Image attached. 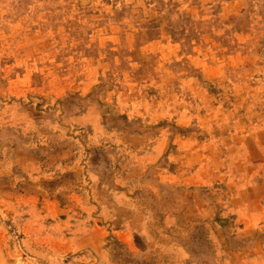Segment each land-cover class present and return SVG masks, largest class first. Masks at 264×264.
Returning <instances> with one entry per match:
<instances>
[{
	"label": "rangeland",
	"instance_id": "obj_1",
	"mask_svg": "<svg viewBox=\"0 0 264 264\" xmlns=\"http://www.w3.org/2000/svg\"><path fill=\"white\" fill-rule=\"evenodd\" d=\"M177 121L190 133L187 161L205 156L236 177L252 175L264 157V0H0V172L8 174L0 192L84 186L80 160L109 155L113 166L119 141L146 140L151 127ZM210 134L219 146L203 148ZM68 157L76 170L60 166ZM244 182L248 208L262 212L260 192ZM200 194L185 193L183 227L169 226L190 263L264 264V223L246 229L243 246H218L211 219L190 227L187 206L204 207ZM136 214L148 220V210ZM5 227L24 264L29 255ZM215 249L230 252L205 256ZM110 250L117 264H183L170 247L134 257Z\"/></svg>",
	"mask_w": 264,
	"mask_h": 264
},
{
	"label": "crops",
	"instance_id": "obj_2",
	"mask_svg": "<svg viewBox=\"0 0 264 264\" xmlns=\"http://www.w3.org/2000/svg\"><path fill=\"white\" fill-rule=\"evenodd\" d=\"M170 125L151 127L146 140L119 141L113 166L109 155L104 156V162L90 156L88 160H80L79 166L86 178L84 186L34 188L11 194L8 187L2 189L0 264L18 261L12 245L14 240L5 224L12 228L17 244L29 255L30 260L20 261L24 264H117L110 250L111 243L117 244L130 257L138 253L144 256L154 248L163 255L169 253L170 247L175 251L174 257L182 259L183 264H191L194 255L186 247L181 232L175 237L169 233V226L183 227L186 192L201 195L205 191L207 195L200 200L204 207L188 204L189 217H192L190 227L208 218L211 219L208 231L214 233L218 246L235 241L238 246L247 244L246 229L249 226L258 229L264 223V181H259L264 179V157L252 162V175H244L245 178L222 170L221 164H214L205 156L189 162L186 156L187 151L192 150L190 133L185 132L181 121ZM216 139L217 136L210 134L203 140V148L205 145L219 146ZM123 150L126 154L121 155ZM216 151L223 152L218 147ZM75 162L68 157L60 166L63 170L74 171L77 169ZM0 175L1 183L8 179L7 173L0 172ZM244 181L260 192L256 203L261 201L262 212L257 214L248 208V202L241 195V188L246 185ZM143 187L148 188L145 189L148 201L143 200ZM169 196L176 202L171 209ZM195 198L199 196H194L193 202ZM146 210L148 220L136 214ZM153 212L164 214L158 219L153 218ZM156 234L161 240L154 237ZM229 252L221 249L217 253L215 249L205 256L220 259L227 257Z\"/></svg>",
	"mask_w": 264,
	"mask_h": 264
}]
</instances>
